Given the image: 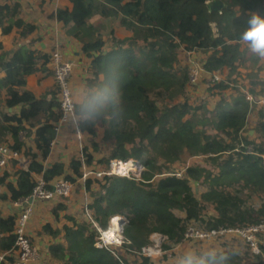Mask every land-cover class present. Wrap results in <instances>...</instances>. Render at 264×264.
I'll list each match as a JSON object with an SVG mask.
<instances>
[{"label": "trees", "instance_id": "1", "mask_svg": "<svg viewBox=\"0 0 264 264\" xmlns=\"http://www.w3.org/2000/svg\"><path fill=\"white\" fill-rule=\"evenodd\" d=\"M68 1L71 5L57 8L51 19L70 26L69 34L90 60L83 94L75 97L80 131L90 137L94 148L98 137L111 144L107 162H144V177L82 179L84 164L94 163L88 153L84 161L74 159L69 167L62 162L43 164L60 116L59 85L49 66L51 54L36 48L38 39L30 38L35 22L26 21L22 3L11 0L0 2L2 34L16 30L13 50L0 46V145L7 144L30 163L22 168L19 161L10 162L20 168L15 171V182L8 181L12 175L8 171L0 176V185L8 191L0 199L15 203L30 197L38 177L50 189L64 179L91 198L85 213L101 228L109 227L111 215L125 216L128 242L117 251L97 248L92 222L78 224L67 214L74 223L63 228L67 245L51 250L63 264H154L144 254L153 244L154 233L164 237L161 247L168 251L171 244L184 242L190 223L208 230L260 224L264 220V164L259 157L264 153V104L257 105V101L264 95V79L259 77L264 60L248 52L238 36L251 15L264 17V0H249L250 12L232 4L227 14L210 9L209 0ZM100 20L115 23L106 31ZM181 52L202 56V69L212 77L207 81L210 94L220 98L214 109L187 98L190 86L195 85ZM119 65L124 73L119 113L85 119L80 112L84 94ZM223 72L224 77L213 80ZM42 80L47 91L39 96L35 82ZM225 91L231 93L228 100L223 97ZM22 136L33 137L32 143L28 145ZM135 139L139 144L127 153L125 142ZM184 154L203 157L212 169L188 166L178 178L175 166ZM195 183L205 189L201 198L195 193ZM65 210L59 204L54 214ZM17 217V212L4 217L0 210V264L16 261ZM46 229L52 236L61 233L49 224ZM215 254L217 261L220 255L231 254L224 264H264L262 256L253 259L249 255L256 260L249 261L237 249Z\"/></svg>", "mask_w": 264, "mask_h": 264}, {"label": "built area", "instance_id": "2", "mask_svg": "<svg viewBox=\"0 0 264 264\" xmlns=\"http://www.w3.org/2000/svg\"><path fill=\"white\" fill-rule=\"evenodd\" d=\"M51 59L49 66L54 73L55 80L59 85L58 100L60 104V116L55 121V137L66 127H71L74 132L82 133L79 129L73 126V122L77 121L80 124V117L75 111V95L71 84V76L73 70V62L66 55L62 43L57 40L50 51ZM193 54V53H190ZM193 59L187 61L189 68L190 80L193 85H197L204 74L209 76L202 69L201 63H197ZM191 61V62H190ZM212 80V77L209 76ZM219 76L215 74L213 80H219ZM248 98V96H247ZM249 100L252 98H248ZM264 104L262 98L257 101V104ZM54 137V139H55ZM264 164V153L259 154ZM82 155L80 159L84 161ZM13 160L19 161V166L27 168L30 160L25 158L18 152L12 151L7 144L0 145V170L6 168ZM146 171L144 162L136 159H113L109 161L107 167L103 171H97L90 168L86 164L83 166V178L96 177L103 178L104 176H121V177H135L139 180L143 179ZM178 178H182L184 170L176 171L174 173ZM75 186L64 179H59L54 182L53 188L50 189L41 177L37 178V185L33 190L30 197L25 198L19 202L11 203L17 209L18 217L16 221L15 234L17 236L14 257L16 261L14 264H36L39 260L37 248L32 245L27 228L30 219L34 214L36 200H50L56 195L63 198H68L74 193ZM91 217V216H90ZM94 227L97 230L94 245L97 248H122L128 241L124 236L126 230V218L123 214L115 213L110 216L109 227L106 229L101 228L93 219H91ZM264 232V220L258 225L249 226L241 229H205L197 224L190 223L186 227L184 241H196L197 243L205 241H223L228 238L235 237L241 238L245 241L246 249L249 255L254 258L262 254L261 250V233ZM152 240L155 242L157 250H151L150 246L144 249V254L153 257V255H160L163 250L160 247L164 237L158 233L152 235ZM177 244H171V247ZM240 249L234 245L229 244L224 250Z\"/></svg>", "mask_w": 264, "mask_h": 264}, {"label": "crops", "instance_id": "3", "mask_svg": "<svg viewBox=\"0 0 264 264\" xmlns=\"http://www.w3.org/2000/svg\"><path fill=\"white\" fill-rule=\"evenodd\" d=\"M11 1V0H0V2ZM20 1L23 7L24 19L28 22L34 21L36 24V31L30 36V38L38 39L36 43V48L50 53L53 44L60 40L66 55L73 62V70L71 76V84L74 91L75 97L83 94V88L85 86L86 79L89 77L88 69L90 66V60L86 55L81 51L79 42L69 34L70 26L64 25L62 22L55 21L51 19V15L57 8L64 6H70L68 0H15ZM240 0H233V2H238ZM248 3L249 0H246ZM242 11H252L248 9H243ZM16 36V30H13L12 33L8 35H3L0 29V46L3 50L12 51L13 50V40ZM0 49V52L1 50ZM201 61V60H200ZM226 72V71H225ZM225 72L222 75H225ZM262 72V71H261ZM224 77V76H223ZM36 90L39 96L45 95L47 91V86L42 80L41 83H36ZM73 130L70 127L64 128L52 142L50 153L43 162L45 166H50L57 162H62L69 167L70 162L74 159H79L85 153L91 154L94 159V163L90 168H96L98 165L101 166L100 158L97 155L93 154L90 151H87L86 148L81 149L78 146V137L73 135ZM250 134H253L250 132ZM84 136H87L84 134ZM21 139H25L24 136ZM11 142V139H9ZM27 144L30 145L33 141V137H30L28 140L25 139ZM97 162H100L97 164ZM17 168H20L18 165L14 168L12 165H8L6 168L0 170V176L4 171L10 172L12 175L8 181L15 182V171ZM105 169V166H103ZM82 185V183H81ZM8 193L5 186L0 185V194ZM81 195L83 199H86L84 204L77 206L74 201H76V196ZM57 196V195H56ZM56 196L50 200H36L34 202L35 209L32 218L28 223L27 233L31 240L40 250L41 255L46 259L44 260L39 258L36 264H63V261L55 257L51 250L55 246H66L67 242L65 241V232L63 230L66 226H73L74 223L67 218V214L76 219L78 224L83 222L91 221V217L87 216L85 213L86 203L90 202V197L86 196L84 189L80 191L74 189V193L68 197L63 198L61 196ZM83 196H86L83 197ZM59 204H64L66 210L59 213L58 216L54 214V210L58 207ZM84 205V206H83ZM0 210L4 217L17 212L11 202L2 201L0 199ZM85 213V216H84ZM92 222V221H91ZM50 225L52 230L60 231L61 233L57 236H52L48 234V229L46 225ZM93 224V223H92ZM94 226V225H93ZM201 244V243H200ZM178 246V245H177ZM173 248V246H172ZM224 250H212L205 254V256L210 255L211 253L222 252ZM174 253H179L178 250H168L163 251L162 254L158 255L152 260L156 261L157 258H164L161 264H166L167 260H170V256ZM169 253V254H168ZM167 255V256H166ZM2 256H0L1 258ZM154 261V264H156ZM167 264H171L168 262ZM181 264V262L179 263Z\"/></svg>", "mask_w": 264, "mask_h": 264}, {"label": "rangeland", "instance_id": "4", "mask_svg": "<svg viewBox=\"0 0 264 264\" xmlns=\"http://www.w3.org/2000/svg\"><path fill=\"white\" fill-rule=\"evenodd\" d=\"M232 4L238 5L239 7L237 6V8L240 9V11H242L243 9H248V10L250 9L251 10L249 3L246 0H240L238 2H233V0H209L210 9L219 11L222 14L229 13L230 8L232 7ZM114 23H115L114 21L100 20L101 27L106 31H108ZM121 34H124V32H121ZM181 58L183 59V62L186 61V63H187V61L189 59H193L195 62H197L199 64L200 60L202 59V56L200 54H197V53H193V54L185 53L184 54L183 52H181ZM249 64L251 65V63H249ZM218 76L220 78V77H223L224 75L221 74ZM259 77L261 79H264V70H262V72H260ZM208 80H209V76L204 74V77H202L199 81L196 82L197 83L196 86H193V87L190 86L189 91H188L189 94L187 95V98L190 101L195 102L196 104H199L201 102V104L203 103L206 105V109L209 108L210 110H212V109H214L215 105L217 104V102L220 98H218V96H212L210 94V91L208 88L209 86L207 83ZM248 84H249V82H247V85ZM229 93L230 92H227V91H225L223 93V95H224L223 97L226 98V100H228L230 98ZM259 96H258L259 101L261 98H262V100H264V97H263L264 95H259ZM248 98H252V100H253L252 95H248ZM257 105H263V104L261 103V104H257ZM82 120H83V118H82ZM72 134L76 135L78 137V146L81 147V149L84 146V148H86L87 151L92 152L93 154L97 155L98 158H100L101 166L98 165V167H96L94 169L97 171H103L104 170L103 166H105V168H106L108 163H109V162H107L106 159L111 154V150H112L111 144H109V142H107L105 140H102L101 137H98V138L94 139V142H96V144H97V148H94L93 141L90 140V137L87 134H86L87 136H84L83 133L78 134L77 132H74V130H73ZM101 134H103V130L101 131ZM138 144H139L138 139L137 140L136 139L135 140H127L125 142V151L127 153L133 152V148L137 147ZM102 160H106V161L102 162ZM198 165H200V166L204 165V166L208 167V169H212V166L209 165L207 160L204 159L203 157H191L188 154H184L182 156V160L180 162H178V164L175 166V170L181 171V170L187 169L188 166H198ZM193 186H194V190H195L197 197L201 198V193H203L205 191V189L203 188V186H201L198 183H195ZM57 196H59V195H57ZM57 196H56V198H58ZM83 197L86 198V196H83ZM75 200L76 201H74V202L76 203L77 206H79L82 204V202L84 204L86 199H83L82 196L78 194L76 196ZM90 200H91V198H90ZM254 202H256V204L259 203V201H257V200H254ZM178 214L180 216L183 215V213H181V212H178ZM84 216H85V213H84ZM87 216H90V215L87 214ZM260 239H261V243H262L261 244V250H262L263 255L261 254L260 256H257V258L262 256L264 259V232L261 233ZM162 244H163V241L161 242L160 247L162 246ZM229 244L234 245L236 248H240L239 250L241 252H243V254L247 257V259L249 261H256V260H252V258L249 256L244 240H242L241 238L231 237V238H228L227 240H223V241H205V242H201V244L197 243L196 241L186 240L181 244H177L178 246H175L173 248L171 247L170 250H178L179 253L172 252V254H174V255L170 256V260H167L166 264L168 262H170L171 264H179L183 258H185L187 255H189L191 253H194L197 256H205V254H207L208 252H211L212 250H214V252H215V250H224V248L227 247ZM32 245L37 248V254H38L39 258L42 259L43 256L41 255L40 250L38 249V247L35 245V243L33 241H32ZM262 246H263V248H262ZM120 249L121 248H116L115 250L118 251ZM150 249L151 250H157V248L155 247L154 241H153V244L150 246ZM161 249H162V247H161ZM157 256L158 255H153L152 258H155ZM257 258L255 257L253 259H257ZM43 259L46 260L44 257H43ZM163 259H164L163 257L160 259L157 258V260L156 261L154 260V261L156 264H161ZM263 263H264V261H263ZM42 264H44V263H42Z\"/></svg>", "mask_w": 264, "mask_h": 264}, {"label": "clouds", "instance_id": "5", "mask_svg": "<svg viewBox=\"0 0 264 264\" xmlns=\"http://www.w3.org/2000/svg\"><path fill=\"white\" fill-rule=\"evenodd\" d=\"M238 40L248 52L264 60V17L258 13L251 15L247 20V27L239 34ZM123 77L121 66H114L101 76L97 85L84 94L80 102V112L85 119L105 115L108 112L119 113L122 103ZM73 126L79 129L77 121L73 122ZM230 258L231 254H222L217 261L215 253L209 256H197L191 253L181 260V264H224Z\"/></svg>", "mask_w": 264, "mask_h": 264}, {"label": "water", "instance_id": "6", "mask_svg": "<svg viewBox=\"0 0 264 264\" xmlns=\"http://www.w3.org/2000/svg\"><path fill=\"white\" fill-rule=\"evenodd\" d=\"M251 133H253V131H251Z\"/></svg>", "mask_w": 264, "mask_h": 264}]
</instances>
